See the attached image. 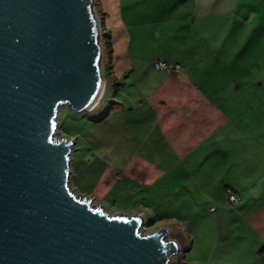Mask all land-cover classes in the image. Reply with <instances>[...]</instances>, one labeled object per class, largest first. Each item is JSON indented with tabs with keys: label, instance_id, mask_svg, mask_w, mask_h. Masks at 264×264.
<instances>
[{
	"label": "crops",
	"instance_id": "0c3cea01",
	"mask_svg": "<svg viewBox=\"0 0 264 264\" xmlns=\"http://www.w3.org/2000/svg\"><path fill=\"white\" fill-rule=\"evenodd\" d=\"M95 1L113 91L87 196L167 218L182 264H264V0Z\"/></svg>",
	"mask_w": 264,
	"mask_h": 264
},
{
	"label": "water",
	"instance_id": "95a60500",
	"mask_svg": "<svg viewBox=\"0 0 264 264\" xmlns=\"http://www.w3.org/2000/svg\"><path fill=\"white\" fill-rule=\"evenodd\" d=\"M93 0H0V264H168L179 245L140 213H110L68 184L58 106L104 87Z\"/></svg>",
	"mask_w": 264,
	"mask_h": 264
},
{
	"label": "rangeland",
	"instance_id": "374dc122",
	"mask_svg": "<svg viewBox=\"0 0 264 264\" xmlns=\"http://www.w3.org/2000/svg\"><path fill=\"white\" fill-rule=\"evenodd\" d=\"M92 6L95 9L94 3H92ZM112 91V85L106 80L101 95L98 99L99 104L95 109L91 111H69L66 110V105L57 107L55 113V127L52 136L54 138L65 136L73 140L72 149L70 150L68 160V184L69 187L77 195L84 194L87 196L88 188L92 185L98 173H100L101 171L102 164L99 162V159L95 158L97 154L95 153V151L93 152V150H90L89 148H93L91 146H93L92 144L93 142H95V140L102 141L106 131H103L102 127H91L95 123V113L99 112L100 114L107 106L108 102L112 100ZM109 132L112 131H108L107 134ZM116 141L117 140H115V142ZM113 191L114 190L111 189V192L105 195L104 199H102L101 201V205L103 206L102 208L110 213H112L115 208H120L123 203L127 202L126 199L128 197L126 195L124 199L120 197V195L113 194ZM113 197H115V200L111 201ZM92 203L93 205H95L94 202ZM143 219L144 221L139 226L140 233H147L154 229L156 226L164 224V222L168 223V219L164 217L153 219L152 217L143 215ZM164 237H173L171 234V230L169 231L168 229V232L164 235ZM178 251H181V249H178L177 253ZM177 253L173 254L170 257L168 264L181 263L178 262Z\"/></svg>",
	"mask_w": 264,
	"mask_h": 264
},
{
	"label": "trees",
	"instance_id": "16d2710c",
	"mask_svg": "<svg viewBox=\"0 0 264 264\" xmlns=\"http://www.w3.org/2000/svg\"><path fill=\"white\" fill-rule=\"evenodd\" d=\"M93 3L95 6V10H96L97 18H98V24H99V34H100V42H101V48H102V58H101L102 70H101V73H102V76H103L104 82H105L106 81L105 80V74H106V72L108 70V66L110 64L111 38H110L109 31L104 24L103 12L101 10H99L98 6L96 5L95 0H93ZM259 251L264 252V241L260 245Z\"/></svg>",
	"mask_w": 264,
	"mask_h": 264
},
{
	"label": "built area",
	"instance_id": "2783aa9c",
	"mask_svg": "<svg viewBox=\"0 0 264 264\" xmlns=\"http://www.w3.org/2000/svg\"><path fill=\"white\" fill-rule=\"evenodd\" d=\"M152 64L154 67L156 68H161V69H177L178 68V63H175V62H167L165 60H162L160 58H154L152 60ZM93 107V106H92ZM89 108L88 110H91L92 109ZM237 198V195L235 192L233 191H230L229 189H226V197H225V201L227 203H232L236 200ZM209 209H213V206H209L208 207Z\"/></svg>",
	"mask_w": 264,
	"mask_h": 264
}]
</instances>
